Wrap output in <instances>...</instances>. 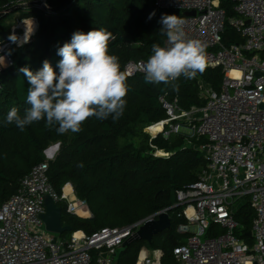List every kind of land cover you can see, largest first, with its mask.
<instances>
[{"label":"trees","instance_id":"1","mask_svg":"<svg viewBox=\"0 0 264 264\" xmlns=\"http://www.w3.org/2000/svg\"><path fill=\"white\" fill-rule=\"evenodd\" d=\"M23 1L0 0V13L25 6ZM65 1L49 0L48 4L58 7ZM155 2L75 0L57 14L33 7L19 11L22 18L36 15L40 27L34 41L11 52L14 65L0 76V202L8 201L17 193L21 180L35 166L47 162L50 183L56 193L61 196L65 186L71 184L77 197L88 203L92 215L89 219L70 215L67 206L60 203L62 222L72 228L71 233L63 235L64 240L79 231L91 236L103 228L130 226L172 208L176 192L195 184L207 167L203 154L193 148L205 140L197 141L183 134L168 139L162 135L151 137L146 129L167 118L160 102L162 96L166 95L169 100L177 98L184 111L205 106L204 86L221 91L225 77L221 68L206 67L195 79L181 77L168 86L145 83L144 75L127 77L129 91L121 118L116 121L111 117L103 121L89 118L81 125L79 133L58 134L56 127H47L43 120L26 126L23 131L15 124L4 123L12 107L21 115L30 107L26 103L28 80L20 69L28 67L35 73L43 67V61L48 60L58 74L57 65L61 59L57 55L58 48L69 42L75 31L87 33L94 28L110 31L115 39L109 41V54L119 58L124 72L130 62H146L152 54L153 43L163 46L166 41L160 32L161 16H181L174 11L160 10ZM222 6L229 18L236 16L232 0H223ZM153 12L155 15L148 19ZM5 20H0V33ZM224 43L227 46L241 44L243 39L227 25ZM52 143H59L60 148L55 159L47 161L45 151ZM160 151L170 156H156ZM176 212L178 210L170 212L171 229L164 237L153 239L149 246V249L163 251L164 264H176L174 249L184 243L178 229L185 221L174 216ZM235 219L240 225L238 237L252 245L249 233L255 211L247 204ZM214 231L221 232L213 225L209 234ZM140 251L131 252L130 246L119 264H136ZM92 255L95 262L97 253Z\"/></svg>","mask_w":264,"mask_h":264},{"label":"built area","instance_id":"2","mask_svg":"<svg viewBox=\"0 0 264 264\" xmlns=\"http://www.w3.org/2000/svg\"><path fill=\"white\" fill-rule=\"evenodd\" d=\"M222 2H155L160 10L181 14L186 38L197 39L205 46L206 67L221 68L225 76L220 92L204 86L207 103L203 107L184 111L177 98L160 97L167 118L147 128L150 132L162 127L157 134L150 132L151 137L168 139L183 134L205 140L193 148L207 160L206 169L195 184L175 194L172 208L178 207V212L174 216L185 221L178 231L187 238L186 244L174 249L176 264H264V0H232L236 16L230 18ZM31 4L43 12L51 7L48 0L23 1V5ZM193 12L195 16H186ZM227 25L243 43H224ZM11 40L0 42V76L14 63L10 50L17 42ZM142 63H128L126 76L144 75L140 71ZM71 190L70 195L65 190L61 196L56 193L47 162L35 166L21 180L17 193L0 202V264H113L125 241L147 221L163 212L170 215L172 209L130 226L103 228L91 236L79 231L69 240H60L46 231L41 218L47 195L58 206L65 204L70 215L92 217L88 203L75 195L72 185ZM247 204L255 211L252 247L238 237L240 225L235 219ZM213 225L221 232L210 235ZM93 252L97 253L95 262ZM163 257L162 250H143L136 264H164Z\"/></svg>","mask_w":264,"mask_h":264},{"label":"clouds","instance_id":"3","mask_svg":"<svg viewBox=\"0 0 264 264\" xmlns=\"http://www.w3.org/2000/svg\"><path fill=\"white\" fill-rule=\"evenodd\" d=\"M154 15L150 13L148 19ZM159 23L166 41L163 46L153 43L152 54L142 63L140 71L145 83L168 86L181 77L195 79L202 74L206 68L205 46L197 39L186 38L185 20L163 14ZM113 39L105 28L87 33L78 30L58 48V74L48 60L35 73L28 67L21 68L29 84L26 103L30 107L23 115L12 107L5 125L15 124L23 131L43 120L47 127H56L57 133L63 135L79 133L81 125L92 117L119 120L126 107L129 86L119 58L109 54V41Z\"/></svg>","mask_w":264,"mask_h":264},{"label":"water","instance_id":"4","mask_svg":"<svg viewBox=\"0 0 264 264\" xmlns=\"http://www.w3.org/2000/svg\"><path fill=\"white\" fill-rule=\"evenodd\" d=\"M73 1L75 0H67L62 3L58 7H45L44 10L48 13L57 14L63 10H65ZM34 4L19 6L9 11L0 13V20L6 19L9 15L13 13H17L22 9H27L29 7H34ZM196 13H187L186 16H195ZM249 23V22H248ZM60 148L59 144L48 148L45 151V154L53 150V155L58 152ZM44 205H45V213L42 215V220L45 224V229L48 233L53 235H65L66 233H71L72 228L70 226H65L62 222L63 219V208L58 206L51 195H47L44 198ZM178 209V207H174L171 209L173 210ZM172 221L170 218L169 213L163 212L161 213L157 219L147 221L136 233L133 238L128 239L122 245L120 249L117 250L113 264H119L121 256L126 252V250L134 244V242H146L151 244L154 237L164 233L165 231L171 229ZM249 236L252 238V232L249 233Z\"/></svg>","mask_w":264,"mask_h":264},{"label":"rangeland","instance_id":"5","mask_svg":"<svg viewBox=\"0 0 264 264\" xmlns=\"http://www.w3.org/2000/svg\"><path fill=\"white\" fill-rule=\"evenodd\" d=\"M1 26L3 28L2 31H1V33H0V40L1 41H3V40H4V42L5 41H8L9 39H11L12 36H15V38H13V40L10 41V42H13V43H16L17 42L13 46V48L10 50V53H11L13 51H16L19 48H22L23 46L27 45L28 43L34 41V39H35V36L34 35L39 31L40 24H39V21H38V18H37L36 15H33L32 14L29 18H22V12H19V13H13V14L9 15L6 18L5 22ZM7 37H8V39H5ZM12 58L14 60V57H12ZM13 65H14V63H13ZM11 67H8V69L11 68ZM150 132L147 129L146 133H148V134L150 133L151 135H153V129L150 130ZM56 144H59V143H52L48 148H51V147L55 146ZM51 153L52 154H50L51 155L50 158L48 157V155L45 154V158L47 159V161L54 160L58 152H56L53 157H52V155H53L52 150H51ZM156 156L161 157V158H168L170 155H168L164 151H160V152H157L156 153ZM69 186L71 188V185L69 184V185H66L65 186V189L67 187H69ZM75 195H76V193H75ZM169 230H167L164 233H162V234L154 237V239L155 238L164 237ZM179 234H181V233H179ZM182 236L184 237V243L183 244H186L185 241H186L187 238L184 235H182ZM52 237H56V238H58L60 240H64V236L63 235H53L52 234ZM149 246H150V244L148 245V243H146V242H134V245H131V252H135L138 249H140L141 250L139 252V255H140V253L143 250L149 249ZM249 246L252 247L251 245H249Z\"/></svg>","mask_w":264,"mask_h":264},{"label":"bare ground","instance_id":"6","mask_svg":"<svg viewBox=\"0 0 264 264\" xmlns=\"http://www.w3.org/2000/svg\"><path fill=\"white\" fill-rule=\"evenodd\" d=\"M233 75H238V74L237 73H233ZM161 130H162V127L161 126L154 127L153 128V134H157V133L161 132ZM52 152H53V150H52ZM50 154H52L51 151L48 153V157L49 158L51 157ZM53 156L54 155H52V157ZM71 191L72 190H71L70 186L65 189V192H66L67 195H70L71 194Z\"/></svg>","mask_w":264,"mask_h":264},{"label":"crops","instance_id":"7","mask_svg":"<svg viewBox=\"0 0 264 264\" xmlns=\"http://www.w3.org/2000/svg\"><path fill=\"white\" fill-rule=\"evenodd\" d=\"M3 41H4V40H3ZM3 41L0 40V42H3Z\"/></svg>","mask_w":264,"mask_h":264}]
</instances>
